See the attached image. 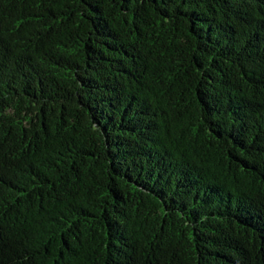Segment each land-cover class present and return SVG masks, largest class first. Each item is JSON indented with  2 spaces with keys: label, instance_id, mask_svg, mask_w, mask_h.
Listing matches in <instances>:
<instances>
[{
  "label": "trees",
  "instance_id": "trees-1",
  "mask_svg": "<svg viewBox=\"0 0 264 264\" xmlns=\"http://www.w3.org/2000/svg\"><path fill=\"white\" fill-rule=\"evenodd\" d=\"M0 264H264V0H0Z\"/></svg>",
  "mask_w": 264,
  "mask_h": 264
}]
</instances>
